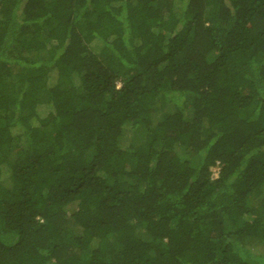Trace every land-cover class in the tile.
I'll return each mask as SVG.
<instances>
[{"label":"trees","instance_id":"1","mask_svg":"<svg viewBox=\"0 0 264 264\" xmlns=\"http://www.w3.org/2000/svg\"><path fill=\"white\" fill-rule=\"evenodd\" d=\"M246 240L264 0H0V264H264Z\"/></svg>","mask_w":264,"mask_h":264},{"label":"rangeland","instance_id":"2","mask_svg":"<svg viewBox=\"0 0 264 264\" xmlns=\"http://www.w3.org/2000/svg\"><path fill=\"white\" fill-rule=\"evenodd\" d=\"M161 116V114L155 115V118L158 119ZM217 171L214 173L213 177L216 178ZM245 248L250 250L251 253H253L252 256H255V258H259L261 256H264V244L255 242L253 240H246L244 243Z\"/></svg>","mask_w":264,"mask_h":264}]
</instances>
